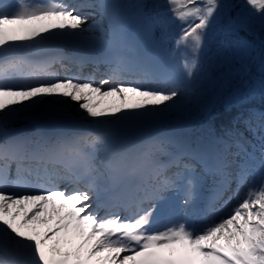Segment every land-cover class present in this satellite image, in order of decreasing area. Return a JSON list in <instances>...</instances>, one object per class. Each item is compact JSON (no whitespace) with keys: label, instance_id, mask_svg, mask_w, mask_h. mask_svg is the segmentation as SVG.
<instances>
[{"label":"snow or ice","instance_id":"6c2138e0","mask_svg":"<svg viewBox=\"0 0 264 264\" xmlns=\"http://www.w3.org/2000/svg\"><path fill=\"white\" fill-rule=\"evenodd\" d=\"M0 264H264V0H0Z\"/></svg>","mask_w":264,"mask_h":264},{"label":"bare ground","instance_id":"6f19581e","mask_svg":"<svg viewBox=\"0 0 264 264\" xmlns=\"http://www.w3.org/2000/svg\"><path fill=\"white\" fill-rule=\"evenodd\" d=\"M58 67V66H57ZM61 74H63V69H60ZM72 72L80 74L82 73L83 75H88V74H94L97 79L102 78L101 74L103 72V67L101 66L99 69L93 68L92 66H83L80 68H77L75 66L72 67ZM107 99V98H105ZM104 99L101 101V106H105L107 102H103Z\"/></svg>","mask_w":264,"mask_h":264},{"label":"trees","instance_id":"16d2710c","mask_svg":"<svg viewBox=\"0 0 264 264\" xmlns=\"http://www.w3.org/2000/svg\"><path fill=\"white\" fill-rule=\"evenodd\" d=\"M149 2H151V0H149ZM252 71H259V69L258 68H253V69H251ZM255 103H256V105L259 107L260 106V101L259 100H256L255 101ZM197 116V112H196V110L194 109V111H193V118H195Z\"/></svg>","mask_w":264,"mask_h":264},{"label":"rangeland","instance_id":"374dc122","mask_svg":"<svg viewBox=\"0 0 264 264\" xmlns=\"http://www.w3.org/2000/svg\"><path fill=\"white\" fill-rule=\"evenodd\" d=\"M109 99H110V98L104 99L103 102H107V103H108V102H109Z\"/></svg>","mask_w":264,"mask_h":264}]
</instances>
